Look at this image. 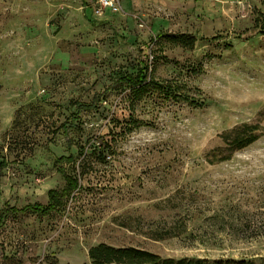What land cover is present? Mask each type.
Instances as JSON below:
<instances>
[{
	"label": "rangeland",
	"instance_id": "1",
	"mask_svg": "<svg viewBox=\"0 0 264 264\" xmlns=\"http://www.w3.org/2000/svg\"><path fill=\"white\" fill-rule=\"evenodd\" d=\"M93 5L0 0V212L46 204L59 166L77 181L47 215L3 217L0 264H83L99 243L264 264V132L206 159L234 125L264 129V0ZM143 61L136 96L120 77Z\"/></svg>",
	"mask_w": 264,
	"mask_h": 264
},
{
	"label": "trees",
	"instance_id": "2",
	"mask_svg": "<svg viewBox=\"0 0 264 264\" xmlns=\"http://www.w3.org/2000/svg\"><path fill=\"white\" fill-rule=\"evenodd\" d=\"M256 24L261 25V21H258ZM261 26L264 27V25ZM260 31L263 32L264 29H260ZM161 36H165L167 40L172 43L188 46L190 48L194 46L196 41L195 35L187 33H165ZM156 39L157 37L151 38L149 40V44L146 46V49L151 43H154ZM148 68V62L143 61L135 74L124 72L121 75L120 80L122 82H127L130 85L132 94L136 96L141 95L146 91V89L149 88L150 80H148ZM161 87L163 88V86ZM165 87L163 90L166 92L173 91L174 93V86L170 85ZM173 93L171 92V94ZM94 105V103H76V107H78L79 110L91 108ZM263 132L264 129L258 123L243 122L241 124H236L220 133L223 146L213 148L207 152L206 159L210 163H218L228 160L235 151L255 142L263 134ZM224 151L227 152L226 155H220ZM69 158L70 156L66 157L62 155L58 157L57 161L61 163L65 160H68ZM58 170L67 180V183L62 190L59 191L56 188L50 189L49 200L46 204L35 202L29 203L21 208H17L15 206L6 207L2 210V212H0V222L6 214L12 212H33L41 215H47L52 210H55L58 203L61 202V200L69 193L70 189L76 188L77 186L75 177L67 174L61 166L58 167ZM88 256L90 258L89 262H85L83 264H255L254 261L245 258H218L209 260L207 258L197 256L180 258L168 256L164 257L156 252L137 246H113L107 243H99L97 245L91 246L88 251Z\"/></svg>",
	"mask_w": 264,
	"mask_h": 264
},
{
	"label": "built area",
	"instance_id": "3",
	"mask_svg": "<svg viewBox=\"0 0 264 264\" xmlns=\"http://www.w3.org/2000/svg\"><path fill=\"white\" fill-rule=\"evenodd\" d=\"M93 14L97 17L104 16L108 10L112 13L122 11V0H93Z\"/></svg>",
	"mask_w": 264,
	"mask_h": 264
},
{
	"label": "crops",
	"instance_id": "4",
	"mask_svg": "<svg viewBox=\"0 0 264 264\" xmlns=\"http://www.w3.org/2000/svg\"><path fill=\"white\" fill-rule=\"evenodd\" d=\"M92 1H93V0H92ZM122 1H124L125 4H126V5H123V3H122V9H124V8H125V9L128 8V7H127V4H130L131 0H122ZM126 10H127V9H126ZM128 11H129V9H128ZM126 13H127V11H126Z\"/></svg>",
	"mask_w": 264,
	"mask_h": 264
}]
</instances>
